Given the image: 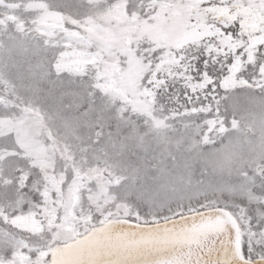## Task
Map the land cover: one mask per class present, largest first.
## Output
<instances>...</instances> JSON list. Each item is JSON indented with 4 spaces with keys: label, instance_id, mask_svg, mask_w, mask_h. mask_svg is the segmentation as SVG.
I'll use <instances>...</instances> for the list:
<instances>
[{
    "label": "snow or ice",
    "instance_id": "snow-or-ice-1",
    "mask_svg": "<svg viewBox=\"0 0 264 264\" xmlns=\"http://www.w3.org/2000/svg\"><path fill=\"white\" fill-rule=\"evenodd\" d=\"M0 264H264V0H0Z\"/></svg>",
    "mask_w": 264,
    "mask_h": 264
},
{
    "label": "rangeland",
    "instance_id": "rangeland-1",
    "mask_svg": "<svg viewBox=\"0 0 264 264\" xmlns=\"http://www.w3.org/2000/svg\"><path fill=\"white\" fill-rule=\"evenodd\" d=\"M147 6L150 7V5H147ZM259 19L260 17L258 13H251L249 15L250 26L255 27ZM140 31H142L145 35H151L154 38L159 37L161 40L166 39L165 34L159 32L157 28L151 25L142 23L140 25ZM139 71H140L139 65H136V64H133L131 67L127 68L123 72L121 71L120 67H118L116 64H113L109 69V76L110 78L114 77L116 81H118L122 86L131 88ZM237 94L242 96L241 93H237ZM112 123H113L112 130L114 131L115 130L114 125L116 122L113 121ZM125 131L127 130L125 129Z\"/></svg>",
    "mask_w": 264,
    "mask_h": 264
}]
</instances>
